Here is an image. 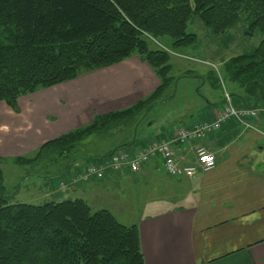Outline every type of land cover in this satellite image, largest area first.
Here are the masks:
<instances>
[{"label":"trees","instance_id":"1","mask_svg":"<svg viewBox=\"0 0 264 264\" xmlns=\"http://www.w3.org/2000/svg\"><path fill=\"white\" fill-rule=\"evenodd\" d=\"M240 15H245L249 33H258L260 41L223 66L244 91L242 101L250 102L245 108L261 109L264 0H0V103L11 110L17 111L20 97L133 56L146 63L159 81L156 90L134 105L95 115L90 124L44 143L33 156L0 159V166L67 158L82 152L84 142L93 136L123 132L125 140L112 150L88 156L107 164L112 154L134 145L143 114L174 86L170 56L197 41L190 28L193 22L220 37ZM121 151L128 156L136 153ZM6 192L0 169V264H144L135 225L123 226L105 210L92 212L81 199L32 205L13 203Z\"/></svg>","mask_w":264,"mask_h":264},{"label":"crops","instance_id":"2","mask_svg":"<svg viewBox=\"0 0 264 264\" xmlns=\"http://www.w3.org/2000/svg\"><path fill=\"white\" fill-rule=\"evenodd\" d=\"M85 75L92 78L85 81L80 76L18 98L17 111L0 103V159L31 157L44 143L90 124L95 115L126 109L159 86L152 70L136 56L82 77ZM215 111L204 122H212ZM249 123L251 129L227 120L205 139L175 148L177 156L183 158L181 164L194 163V146L212 153L215 167L206 174L170 179L157 160L132 174L136 175L134 183L138 179L150 181L152 193L158 187L162 199L167 200L157 201L161 207L141 213L133 224L138 229L144 264H264V112ZM198 124L156 135L151 141L170 140L178 130ZM145 145L125 150L134 154ZM101 160L71 163L70 171L58 175L56 184L51 183L43 196L62 202L61 195L70 192L86 203L87 198L101 196L107 184L125 172L106 169L104 184L93 178L71 181L91 163L104 165ZM161 170L167 178L156 176ZM68 179V185L60 188ZM46 183L38 182V188H45Z\"/></svg>","mask_w":264,"mask_h":264},{"label":"rangeland","instance_id":"3","mask_svg":"<svg viewBox=\"0 0 264 264\" xmlns=\"http://www.w3.org/2000/svg\"><path fill=\"white\" fill-rule=\"evenodd\" d=\"M190 28L197 35V41L184 52L171 54L170 75L174 79V86L164 94L159 103L143 114L136 131V147L141 143L147 144L156 135H165L179 127L208 120L213 109L217 112L224 106L225 93L230 96L236 110L245 108L241 99L244 91L230 80L223 64L230 58L252 51L260 41L259 34L249 33L245 15H240L238 23L220 37L213 36L197 21ZM89 78H92L91 75H81V79L85 81ZM124 136L123 132L93 136L84 142L82 152H72L67 158L41 160L25 166L3 163L6 194L12 196L13 203L41 205L54 201L44 197L42 193L50 189L51 183L56 184L58 175L66 172V165L72 162L71 158L79 156L72 163L85 164L88 156L112 150L116 144L125 140ZM126 139L129 140L128 136ZM158 164L161 168L162 163ZM117 175L121 177L107 184L106 191L101 196L87 198L92 212L106 210L114 215L118 223L130 226L141 213L154 211L162 205L158 202L167 201L162 199L163 195L158 187L154 190L156 196L152 193L153 183L150 181L138 179L139 182L134 183L136 175L129 172ZM156 176L167 178L162 170ZM43 181L47 182L45 188H38V182ZM106 181L107 178L103 179L102 184ZM61 196L59 201L76 198L70 192Z\"/></svg>","mask_w":264,"mask_h":264},{"label":"built area","instance_id":"4","mask_svg":"<svg viewBox=\"0 0 264 264\" xmlns=\"http://www.w3.org/2000/svg\"><path fill=\"white\" fill-rule=\"evenodd\" d=\"M262 112L264 111L258 108L236 110L230 97L225 93L224 106L216 112L212 122L200 123L190 129H180L170 140L153 141L145 149L136 151L130 157L124 151L115 152L109 157L107 164L101 166L89 165L84 173L72 176L71 181L89 180L90 178L102 180L105 177L106 169L138 174L145 165L154 160L162 163L163 170L171 179L191 178L197 173L206 174L215 167V159L212 153L200 146H194V163L181 164L183 158L177 156L175 148L205 139L208 135L218 132L221 125L230 119L235 120L247 129H251L252 126L249 121L258 119ZM68 182H70V179L61 182L60 188H65Z\"/></svg>","mask_w":264,"mask_h":264}]
</instances>
